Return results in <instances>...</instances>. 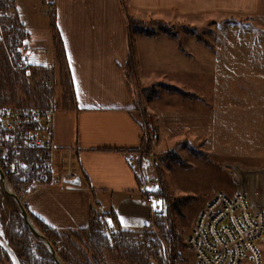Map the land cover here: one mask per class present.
Wrapping results in <instances>:
<instances>
[{"label": "crops", "instance_id": "0c3cea01", "mask_svg": "<svg viewBox=\"0 0 264 264\" xmlns=\"http://www.w3.org/2000/svg\"><path fill=\"white\" fill-rule=\"evenodd\" d=\"M4 1L7 8L15 11L17 20L23 26L26 33L24 49L34 67L52 69L50 63L57 65L50 27L55 20L76 99L72 107L63 106L56 113L55 140L58 149L54 154V168L57 174H61L65 166V150L74 149L73 165L81 185L49 186L25 202L28 211L50 231L61 236L87 229L98 214H107V219L116 228L110 213L114 214L123 229L136 231L151 228L153 208L139 191L138 154L134 152L141 147L145 114L150 112L147 107L138 109L125 68L132 56L139 83L147 87L150 62L147 38H159L166 48L183 58L193 57L195 51L191 41L194 42V39L185 32L169 35L159 29H154L155 35L152 36L142 29L134 30L136 38H133L129 33L128 18L144 22L161 20L172 24L190 21L192 24L203 17L208 19L219 15V18L228 17L237 22L250 17L259 18L260 5L264 0ZM121 3L126 15L122 14ZM50 7L54 8V13L49 12ZM156 142L158 150H165L160 140ZM143 170L147 179L145 167ZM259 171L261 179L255 180V187L252 183V190L262 184L264 191V166ZM242 183L236 176V186L223 182L222 185L232 194L240 190ZM167 188L170 190L168 184ZM211 198L193 208L189 215L186 222L189 232L182 234L185 249L186 239L198 214ZM182 211L186 214L184 206L183 210L180 209ZM183 253L184 264H192L193 257L188 261L185 250Z\"/></svg>", "mask_w": 264, "mask_h": 264}, {"label": "rangeland", "instance_id": "374dc122", "mask_svg": "<svg viewBox=\"0 0 264 264\" xmlns=\"http://www.w3.org/2000/svg\"><path fill=\"white\" fill-rule=\"evenodd\" d=\"M121 10L122 14L126 15L122 3ZM259 11L261 14L259 18L250 17L237 22L228 17L219 18V15H215L214 18L208 19L203 17L192 24L190 21L169 23L178 33L185 32L182 26L196 27L195 34L192 35L194 42L191 41L195 51L193 57L183 58L169 47L166 48L159 38H147V52L150 53L147 87L139 83L137 73L136 79H132L136 84L139 104L141 108L147 107L152 117L151 125L156 130V137L154 135L149 138L152 145L150 163L144 166L147 175L145 184L149 185L148 179L159 173L168 192L166 199L171 205L166 207L165 204L163 211L160 212L161 215L169 211L172 213L173 227L169 240L165 243L167 264H170L174 245L181 252L185 250L188 261L192 260V249L188 246L185 249L182 241V234L189 232L186 222L189 221L193 208L213 196L215 188L225 189L230 193L226 187H223L222 182L228 186H232V183L236 186L234 183L238 176L243 182L240 189L245 190L253 200L258 195L263 196L264 199L262 184L252 190V183L255 187V180L261 179L259 170L264 166V1ZM148 28L161 30L155 23H150ZM137 29L141 28L129 27V33H132L133 38H136L134 30ZM197 34L203 40H199ZM1 46L5 48L9 60H12L14 54L10 52L8 44L6 45V37L0 29V48ZM23 49H20V53ZM54 63H50L52 69L33 66L39 72L37 75L31 73L33 70L22 74L13 66L14 72H18L20 76L16 81L25 80L31 91L36 90L43 97L42 106L35 104L27 106L54 107L56 110L63 106L70 107V98H65L66 89L61 74V62L57 59V65ZM44 75L48 81L43 80ZM165 84L177 89L166 90ZM17 89L19 90L17 97L19 100H24L19 86ZM180 91L191 93L194 97H183ZM145 121L146 119L144 123ZM157 139L163 143L165 150L157 149ZM190 147L206 153L207 158L196 156ZM152 150L156 152L159 167L152 163L155 162ZM169 151H172V154L161 158ZM172 155L179 156L188 168H182ZM167 184L172 192L168 190ZM41 190L43 189L39 191ZM180 195H191L196 199L186 202L181 200L178 202V207L174 206L173 203L178 197H184ZM2 196L6 195L0 186L1 205ZM6 198V206L12 211L11 219L13 218L9 226L13 236L11 239L16 242L15 246L18 248L21 243L26 246L24 252L20 251L24 262L55 264L43 245L24 224L14 201L8 196ZM153 199L154 205L161 201L154 197ZM27 200L21 201L25 204ZM183 206L186 214L180 212ZM4 223L5 215L2 207L0 208L2 231ZM57 239L60 241L57 242V246L59 245V249H62L64 254L72 256L73 263L82 262L83 258L92 259L93 262L101 260L102 255L94 256L91 250H86L82 243L71 235L58 234ZM72 244L80 247L81 252L74 250ZM27 246H29L28 250H26ZM257 247L264 263V235ZM102 259L104 264H112L109 263L105 252ZM4 260L5 258L0 257V264H11Z\"/></svg>", "mask_w": 264, "mask_h": 264}, {"label": "built area", "instance_id": "2783aa9c", "mask_svg": "<svg viewBox=\"0 0 264 264\" xmlns=\"http://www.w3.org/2000/svg\"><path fill=\"white\" fill-rule=\"evenodd\" d=\"M49 12L54 13V8L50 7ZM0 14H5L11 20L16 19L12 8L0 10ZM11 51L14 54L13 47H10ZM32 67L30 56L23 49L15 68L27 73ZM43 80L48 81L46 76ZM56 112L54 107L0 106V168L12 179L11 185L22 201L40 189L68 185L66 180L79 176L73 165L75 150L71 148L65 150L66 165L63 172H55L54 154L58 149L55 140ZM145 119L144 132L149 139L154 137L155 130L151 125V115L145 114ZM152 155L155 156L153 165L159 167L154 150ZM147 163H150L149 158L145 160L144 166ZM148 183L145 185V192L148 193L146 199L153 213L160 214L165 204L171 207L163 178L157 173L148 179ZM153 197L161 201L154 205ZM108 221L111 233L118 236V230ZM2 233L0 229V236ZM263 235L264 199L261 195L253 200L241 190L232 194L215 190L198 214L186 246L192 249V264H264L257 247ZM172 252L171 264H184V253L176 245Z\"/></svg>", "mask_w": 264, "mask_h": 264}, {"label": "trees", "instance_id": "16d2710c", "mask_svg": "<svg viewBox=\"0 0 264 264\" xmlns=\"http://www.w3.org/2000/svg\"><path fill=\"white\" fill-rule=\"evenodd\" d=\"M7 8V2L4 0H0V10L3 11ZM129 26H138L144 32L149 35H155V31L152 29H149V24H157L159 28L164 31L165 33H168L169 35H174L176 32L173 30V25L161 21H140V20H134L131 18H128ZM51 34L52 39L54 42L55 52L56 56L59 62H61V74H63V82H64V89L65 90V98L69 97L71 101L70 107L73 106L75 102V92L74 87L71 79V73L70 69L67 63L66 53L63 45V41L61 39V36L59 34L58 28L56 26L55 20L53 19L51 22ZM183 30L191 35L195 34L196 27H188V26H182ZM0 29L2 33L6 37V45L8 44V47L10 48L13 46V59L9 60L7 55L5 54V48H0V106H24V105H34L35 106H42L44 104L43 97L40 95L38 91H31L29 88L28 83L23 80L22 82L16 81L17 78H20L18 75V72H14L13 66H17L19 56H20V49L24 48V41L26 39V33L23 30V26L19 23V21L16 19L11 20L8 16L5 14H0ZM196 37L200 40H203V38L197 34ZM182 49L181 44L179 45ZM33 72H31L34 75H37L39 72H37L36 68L32 67ZM20 73L25 74V71H20ZM46 75V74H45ZM44 75V76H45ZM125 75L127 82L129 86L131 87V90L134 95V99L136 101V104L138 105V109L141 110V105L139 104V95L136 92V84L132 79H136V71H135V64L133 57L130 56L125 68ZM49 77V75L47 74ZM19 86L22 95H24V100H19L17 95L19 94V90L17 87ZM164 88L166 90H176L171 86L164 85ZM180 94L183 97H194L193 94L182 92L180 91ZM30 101V102H29ZM151 145L152 141L143 137L141 147L134 151L138 154V162H137V179L139 183V191L143 193L145 199H148V193L145 192V176H144V162L146 159L150 158L151 154ZM191 151L196 156H201L203 158H207L206 153H203L202 151L197 150L196 148H191ZM172 154V151L166 152L161 158L166 157V155ZM172 158L179 162L180 166L182 168H188L185 163L180 159L179 156L172 155ZM9 180L12 182V179L9 178ZM196 199L194 196L186 195L184 197H178L177 200L174 201V206L178 207V202L181 200L183 201H190ZM0 208H2V205L0 203ZM178 210V208H177ZM31 215V213L29 212ZM171 212H167L165 215L161 214H154L153 215V224L152 227L149 229L144 230H126L121 228L114 216L113 213H110V217L114 221V223L117 225L116 230H118V236L115 233H111L110 231V223L108 221V215L107 214H98L90 221L89 227L82 231L72 232L70 235L76 239H78L82 245L85 247L86 250H91L93 252V255L97 254L99 257L102 255L101 260H97L96 262L92 261V259L87 260L86 258L82 259L81 261H77V263L72 262V256H68L63 253L62 249H59V245L57 246V242H60L57 239V234L53 231H50L47 227L44 226L42 222H40L38 219H36L33 215H31L33 221L38 226V228L47 236V238L53 243L56 250L58 251L61 258L66 262V264H104V252L107 254V259H109V263L112 264H167L168 255H167V247L165 246V243L169 240V236L171 234V228L172 225V216ZM13 218L11 219L10 223L12 222ZM9 223L8 225V235L9 240L11 244L14 246V248L19 252V255L21 257V260L24 261L20 251H25L24 248L26 246L23 245V243L20 244V247H16V242L11 239L12 231L9 229V226L11 225ZM11 232V233H10ZM13 238V236H12ZM70 239V238H69ZM68 240V239H67ZM70 244V241H68ZM74 250H77V252H81L79 249L80 247H77L75 245H71ZM29 249V246H27V249ZM0 257L5 258V260L10 263V259L8 255L0 248ZM89 259V258H88ZM4 260V261H5ZM36 262V260H35ZM3 263V262H2ZM169 264V263H168ZM171 264V262H170Z\"/></svg>", "mask_w": 264, "mask_h": 264}, {"label": "water", "instance_id": "95a60500", "mask_svg": "<svg viewBox=\"0 0 264 264\" xmlns=\"http://www.w3.org/2000/svg\"><path fill=\"white\" fill-rule=\"evenodd\" d=\"M69 186H79L81 185L80 177H76L72 180L65 181ZM0 186L2 192L10 197L17 208V212L22 218L24 224L30 231V233L36 238V240L43 245L44 249L50 255L52 261L55 264H66V262L61 258L58 251L56 250L53 243L47 238V236L38 228V226L33 221L31 215L25 204L20 200L18 195L15 193L9 178L5 175V173L0 168ZM6 196H2V207L3 213L5 215V223L3 225V235L0 236V247L4 250V252L8 255L10 262L12 264H23L19 252L14 248L8 238V225L10 223L12 217V211L6 206Z\"/></svg>", "mask_w": 264, "mask_h": 264}, {"label": "flooded vegetation", "instance_id": "af4514ba", "mask_svg": "<svg viewBox=\"0 0 264 264\" xmlns=\"http://www.w3.org/2000/svg\"><path fill=\"white\" fill-rule=\"evenodd\" d=\"M0 248H1V247H0ZM1 249H2V248H1ZM2 250H3V249H2ZM3 251H4V250H3ZM10 263H11V262H10ZM22 263H23V264H25V263H26V261H25V262H24V261H22ZM11 264H12V263H11Z\"/></svg>", "mask_w": 264, "mask_h": 264}, {"label": "bare ground", "instance_id": "6f19581e", "mask_svg": "<svg viewBox=\"0 0 264 264\" xmlns=\"http://www.w3.org/2000/svg\"><path fill=\"white\" fill-rule=\"evenodd\" d=\"M241 191H244L245 193H246V191L245 190H243V189H240ZM2 235H3V233H2ZM2 235H1V237H2Z\"/></svg>", "mask_w": 264, "mask_h": 264}]
</instances>
